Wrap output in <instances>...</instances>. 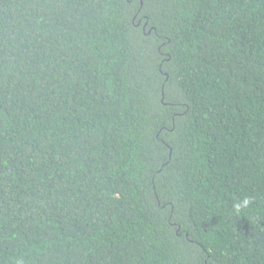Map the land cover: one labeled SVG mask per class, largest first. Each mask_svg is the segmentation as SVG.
<instances>
[{
	"label": "trees",
	"instance_id": "16d2710c",
	"mask_svg": "<svg viewBox=\"0 0 264 264\" xmlns=\"http://www.w3.org/2000/svg\"><path fill=\"white\" fill-rule=\"evenodd\" d=\"M0 264H264V0H0Z\"/></svg>",
	"mask_w": 264,
	"mask_h": 264
},
{
	"label": "clouds",
	"instance_id": "9594fccd",
	"mask_svg": "<svg viewBox=\"0 0 264 264\" xmlns=\"http://www.w3.org/2000/svg\"><path fill=\"white\" fill-rule=\"evenodd\" d=\"M250 203H251V198L245 197L243 200L235 202L233 204V209L236 213H239L241 209L248 207Z\"/></svg>",
	"mask_w": 264,
	"mask_h": 264
}]
</instances>
